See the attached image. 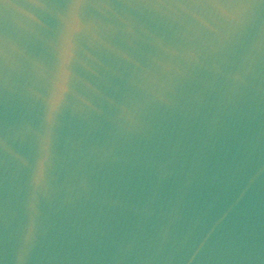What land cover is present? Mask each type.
<instances>
[{
  "label": "water",
  "instance_id": "95a60500",
  "mask_svg": "<svg viewBox=\"0 0 264 264\" xmlns=\"http://www.w3.org/2000/svg\"><path fill=\"white\" fill-rule=\"evenodd\" d=\"M0 264H264V0H0Z\"/></svg>",
  "mask_w": 264,
  "mask_h": 264
}]
</instances>
